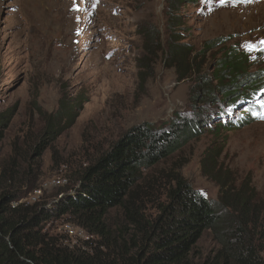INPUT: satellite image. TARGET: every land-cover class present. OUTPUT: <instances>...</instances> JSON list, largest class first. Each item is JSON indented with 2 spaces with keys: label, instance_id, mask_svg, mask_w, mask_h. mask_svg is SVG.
Here are the masks:
<instances>
[{
  "label": "rangeland",
  "instance_id": "1",
  "mask_svg": "<svg viewBox=\"0 0 264 264\" xmlns=\"http://www.w3.org/2000/svg\"><path fill=\"white\" fill-rule=\"evenodd\" d=\"M180 7L178 55L185 52L190 65L181 77L167 53V0H0V115L12 117L0 141V166L15 164L23 182L13 207L52 211V203L76 186L77 175L128 130L143 123L164 129L190 118L202 108L192 104V90L196 94L205 78L214 80L232 49L248 59L250 72L264 70V0ZM79 96L87 102L75 124L45 138L46 119L60 101ZM178 176L211 202L225 180L228 187L250 181L264 200V122L219 136L203 133L145 171L148 181L134 200L141 217H157ZM50 218L40 227L49 240L86 253L100 246L76 219ZM106 219L114 233L126 228L129 242L134 231L124 211L114 209ZM219 249L207 233L194 261L202 263Z\"/></svg>",
  "mask_w": 264,
  "mask_h": 264
},
{
  "label": "trees",
  "instance_id": "2",
  "mask_svg": "<svg viewBox=\"0 0 264 264\" xmlns=\"http://www.w3.org/2000/svg\"><path fill=\"white\" fill-rule=\"evenodd\" d=\"M198 1L204 0H167V53L180 77L190 69L185 52L179 56L177 49L181 40L177 30L184 17L180 6ZM217 67L220 72L214 80L205 78L196 94L192 90V104L198 102L202 108L196 107L190 118H178L164 129L143 123L128 130L77 175L76 186L63 197L62 193L50 212L38 206L13 207L23 185L20 171L15 164L0 166V264H264V200L250 181L228 187L225 180L217 200L211 202L178 176L165 190V204L156 218L145 220L134 206L140 184L148 181L144 172L169 160L203 133L219 136L264 122V70L250 72L248 59L234 49ZM212 81H217L213 88ZM86 102L81 96L62 99L46 119L44 137L70 129ZM11 119L7 113L0 115V141ZM36 152L38 157L44 153L39 148ZM117 208L133 227L129 242L124 240L126 228L114 233L107 223L108 214ZM55 216L76 219L99 238L100 246L86 253L49 240L40 227ZM207 233L218 240L220 249L214 257L195 262V247Z\"/></svg>",
  "mask_w": 264,
  "mask_h": 264
},
{
  "label": "snow or ice",
  "instance_id": "3",
  "mask_svg": "<svg viewBox=\"0 0 264 264\" xmlns=\"http://www.w3.org/2000/svg\"><path fill=\"white\" fill-rule=\"evenodd\" d=\"M262 44H264V42H262ZM249 47H251V46H249Z\"/></svg>",
  "mask_w": 264,
  "mask_h": 264
}]
</instances>
